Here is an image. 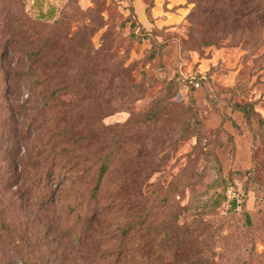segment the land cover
Returning a JSON list of instances; mask_svg holds the SVG:
<instances>
[{
    "label": "rangeland",
    "instance_id": "obj_1",
    "mask_svg": "<svg viewBox=\"0 0 264 264\" xmlns=\"http://www.w3.org/2000/svg\"><path fill=\"white\" fill-rule=\"evenodd\" d=\"M16 2L32 17L53 8L46 41L57 40L46 64L61 48L65 70L32 85L27 43L10 46L0 33V264H135L140 241L165 250L167 231L191 239L194 208L222 187L227 201L206 218L222 226L214 261L256 264L264 255V27L223 34L224 23L195 17V0ZM215 34L224 37L207 45ZM59 83L75 88L46 107L44 94ZM235 103L252 107L251 122ZM233 197L240 205L224 221Z\"/></svg>",
    "mask_w": 264,
    "mask_h": 264
},
{
    "label": "trees",
    "instance_id": "obj_2",
    "mask_svg": "<svg viewBox=\"0 0 264 264\" xmlns=\"http://www.w3.org/2000/svg\"><path fill=\"white\" fill-rule=\"evenodd\" d=\"M6 5L0 8V33L5 32L3 39L6 43L11 46L18 45L25 41L27 43V48L23 49L25 52L26 60L28 62L27 75H29L34 86L43 87L46 83V72L50 71L53 75L60 76V73H64L65 65L63 63L64 56L61 54V48H57L54 53L52 60L46 61V56L49 55L48 47L49 42L56 41L57 37H50L46 41V20L49 21L55 17V11L50 8L49 11H44L41 7L38 8V17H32L29 15L28 11L25 9L21 3L16 2V0H5ZM196 9L193 14H197L195 17L200 15L208 14L212 17L208 21L209 24L218 26L221 23L226 25L222 33L225 31L233 29H243L246 28L250 31L260 30L264 27V0H195ZM81 8V7H80ZM133 12V10H132ZM45 21V22H44ZM86 27H84L83 36L85 35ZM53 35L57 34V30L52 31ZM224 36L220 37L217 34L214 36H208L205 43L207 45L218 44V42ZM79 49L85 55V59H89L91 55V46L87 40L80 43ZM5 52V54L16 52L15 50ZM155 56L154 54L151 57ZM88 64L86 62L82 63V72L87 70ZM49 72V73H50ZM50 73V76H51ZM58 73V74H57ZM10 79V77H9ZM9 81V80H8ZM199 82V80H195ZM200 83V82H199ZM36 84V85H35ZM194 84V83H193ZM200 86V85H199ZM75 88L73 85L67 83L65 85L54 86L48 94H44V104L46 107H54L58 100L65 94ZM234 108L242 111L247 121L251 122V112L252 107H247V105L235 103ZM159 115L158 112L152 113V115H147V119H153ZM260 127L264 126V119H259ZM109 170V163L104 161L103 165L99 167L97 172V177L95 180V185L91 189V194L93 197L97 196V193L101 190L105 177ZM62 175L57 173V176ZM217 193L212 194L206 201L202 202L200 206L194 208L196 213V218L193 222V227L187 226L186 229L190 231V238L186 241L185 238L178 239L174 231L165 232L161 239V245L168 246V249H158L157 239H151L150 243L148 239L140 241L137 246H140L139 250H131V254H134L135 264H180L186 261L187 264H218L214 261L215 254H212L211 244L213 240L220 235L222 226L217 228H212L206 220L208 215H213L217 213V210L227 201L228 197L226 195V188ZM237 204V199L233 197L229 201L230 207L228 208L226 215L222 218L227 221L231 217L235 216ZM245 223L250 228L253 229L252 217L249 213L245 214ZM5 228V227H4ZM180 228L177 227L176 230ZM209 228H212L209 229ZM3 230V229H2ZM5 232L8 231L7 228L4 229ZM207 231V232H206ZM253 231V230H252ZM251 232V231H247ZM208 233V235H205ZM254 236V235H253ZM0 238H4V233L0 230ZM154 238V237H153ZM189 243V252H187V258L185 259V253H183L182 248L184 245ZM160 245V244H159ZM259 261L256 264H264V255L259 256ZM231 258L225 259V264H227ZM223 261V259H222Z\"/></svg>",
    "mask_w": 264,
    "mask_h": 264
},
{
    "label": "built area",
    "instance_id": "obj_3",
    "mask_svg": "<svg viewBox=\"0 0 264 264\" xmlns=\"http://www.w3.org/2000/svg\"><path fill=\"white\" fill-rule=\"evenodd\" d=\"M194 85H195L196 87H198V86L200 85V83L197 82V81H194Z\"/></svg>",
    "mask_w": 264,
    "mask_h": 264
}]
</instances>
